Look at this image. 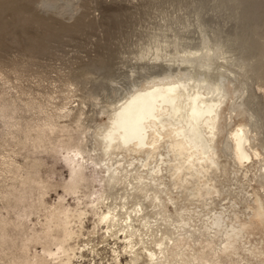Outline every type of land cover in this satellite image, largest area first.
Returning a JSON list of instances; mask_svg holds the SVG:
<instances>
[{
	"label": "bare ground",
	"instance_id": "obj_1",
	"mask_svg": "<svg viewBox=\"0 0 264 264\" xmlns=\"http://www.w3.org/2000/svg\"><path fill=\"white\" fill-rule=\"evenodd\" d=\"M230 1L221 0L219 8L230 5L227 8L235 9L232 17L240 19L244 31L252 30L253 34L248 38L242 33V48L236 55H230L232 59L235 56L234 62H240L246 68L245 74H239L242 93L235 100L224 82H210L212 78L209 79L208 74L213 72L201 73L197 69L198 63L202 67L208 66L211 71L216 69L217 60L211 55L212 50L228 60V50L220 37L215 39V44L208 36L202 39L208 50L204 56L189 51L182 57L162 59L165 56L161 51L157 52L154 62L142 65V69L149 73L159 65L164 71L172 70L143 80L115 107L110 122L96 133L100 151L96 147L88 149L84 141L62 145L71 173L70 181L63 185L65 195L49 208L44 201L40 202L47 210L45 221L39 224L41 229L34 226L30 234H25L23 250L18 249L21 252L10 249L13 255L10 263L6 258L8 264H85L83 254L72 241L83 235L90 216L96 217V226L106 227L110 237L119 240L123 236L124 252L114 251L116 262L125 255L129 258L127 264H242L239 259L242 249L254 259H260L254 261L244 257L245 264L264 262V111L258 107L259 96L252 87L254 79L262 81L264 86V37L259 38L257 45L253 38L263 24L254 19L248 25L250 16V19L256 18V12H249L244 7L250 0ZM202 3L204 0L196 6H202ZM198 23L203 29L204 23L201 20ZM256 49L260 51L259 58L251 55ZM160 58L174 63L179 61V65L186 66H178L176 74L173 64L158 63ZM185 70L189 71L186 73ZM229 104L232 111L248 113L255 120L239 123L229 130L226 139H222L226 123H223L224 112ZM66 112V117L75 116L78 123L82 122L72 109ZM229 118L234 117L230 115ZM53 123L48 126L50 133L57 128ZM41 130L33 139L36 148L50 136L45 134L46 129ZM221 154L232 161L234 172L242 168L249 171V165L260 164L257 174L261 189L252 188L253 192L245 198L247 212L240 209L242 201L238 197L232 205L221 210L209 207L215 201L208 200L222 193L212 182L220 171L226 172L228 168L227 164L221 163ZM89 162L105 174L101 178L100 192L91 189L97 178L84 184L88 181ZM27 175L24 180L22 178V185L39 182L35 175ZM190 181H194V188L185 185ZM15 193L10 192L12 196ZM20 194L16 195L17 203L24 201L25 204L28 199L25 191ZM67 195L75 199V207L67 203ZM118 199L121 200L119 203ZM194 201L202 204L190 209L188 203ZM170 206L175 208V217L168 213ZM148 207H153L154 212ZM18 210L20 212L21 207ZM36 210L38 207L31 206L23 213L17 212L18 222L13 220V228L23 225L21 221ZM154 214L161 218L157 219L152 216ZM3 219L0 220V243H10L12 248L16 236L8 228L11 221ZM258 233L261 235L257 236ZM247 242L250 243L248 246ZM36 245H41V253L36 249L29 253V247ZM235 255L239 257L235 258Z\"/></svg>",
	"mask_w": 264,
	"mask_h": 264
},
{
	"label": "rangeland",
	"instance_id": "obj_2",
	"mask_svg": "<svg viewBox=\"0 0 264 264\" xmlns=\"http://www.w3.org/2000/svg\"><path fill=\"white\" fill-rule=\"evenodd\" d=\"M197 2L201 0H0V220L11 221L8 228L16 236V244L12 248L10 243H0V264L10 263L13 255L10 249L16 253L23 250L22 239L26 233H31V228L41 229L39 224L45 221L47 210L40 202L44 201L49 208L65 195L63 185L70 181L71 173L62 147L67 143L84 141L88 149L96 147L100 151L96 133L110 122L115 107L143 80L172 70L164 71L159 65L149 73L142 69V65L154 62L157 52L161 51L165 56L162 59L182 57L189 51L204 56L208 50L202 39L208 36L215 44V39L220 37L228 50V60L212 50L210 53L217 60L216 69L211 71L199 63L197 69L201 73L213 72L208 74L209 79L212 78L210 82H224L235 100L242 93L239 74H245L246 68L244 64L234 62L235 56L232 59L230 55H236L242 48V33L243 37L249 38L252 30L244 31L242 21L232 17L235 9L227 8L230 5L219 8L221 0H204L199 7ZM244 7L249 12H256V18L250 19V16L248 25L254 19L263 24L253 37L257 45L259 38L264 37V0H250ZM198 20L204 23V30ZM237 39L240 41L234 43ZM259 52L256 49L251 55L257 57ZM162 59L158 63L173 64L175 69L186 66L179 65V61L174 63ZM192 66L196 69L195 65ZM175 69L177 74L179 69ZM261 82L252 80V87L259 96L258 107L264 111V86ZM231 107L229 104L225 108L222 139H226L229 130L239 123L255 120L248 113L232 111ZM71 109L82 122L78 123L73 118L75 116L66 117V111ZM230 115L234 117L232 120ZM53 121L57 128L50 133L47 130ZM40 129H46L45 134L50 136L36 148L33 139ZM220 161L228 168L226 172L220 171L212 182L222 193L208 200L215 201L209 207L221 210L232 205L238 197L242 201L240 209L247 212L245 198L260 187L257 174L260 164L249 165V171L242 168L234 172L233 163L225 154H221ZM29 173L35 175L39 184H21ZM86 174L88 181L84 184L97 178L91 189L100 192L104 172L89 162ZM185 185L195 186L194 181ZM24 191L28 199H25V204L24 201L17 203L16 195L24 194ZM10 192L17 194L12 196ZM66 201L71 207L76 206L71 195H67ZM120 201L117 200L118 203ZM199 204L202 202L194 201L188 206L192 209ZM31 206L38 207V210L25 217L21 221L23 225L13 228V220L18 222V209L21 207L19 213H23ZM148 210L154 212L153 207H148ZM174 210L170 206L168 213L175 217ZM152 216L161 218L155 214ZM122 237L119 240L110 237L106 227L96 226V217L90 216L83 235L72 244L83 254L82 262L85 264H127L129 258L125 255L119 262L115 260L116 249L124 252ZM249 244L247 242L246 246ZM35 249L39 253L42 251L41 245H36L29 247V253H34ZM240 253L242 264L246 262L244 257L260 260L254 259L245 249Z\"/></svg>",
	"mask_w": 264,
	"mask_h": 264
}]
</instances>
